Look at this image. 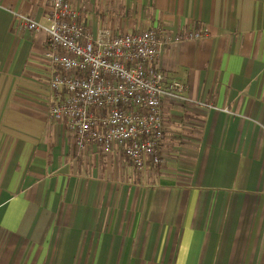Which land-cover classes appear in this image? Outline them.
I'll return each mask as SVG.
<instances>
[{
  "label": "crops",
  "instance_id": "obj_1",
  "mask_svg": "<svg viewBox=\"0 0 264 264\" xmlns=\"http://www.w3.org/2000/svg\"><path fill=\"white\" fill-rule=\"evenodd\" d=\"M93 30L209 35L156 61L161 162L79 151L48 117L52 0H0V264H264V0H70Z\"/></svg>",
  "mask_w": 264,
  "mask_h": 264
},
{
  "label": "built area",
  "instance_id": "obj_2",
  "mask_svg": "<svg viewBox=\"0 0 264 264\" xmlns=\"http://www.w3.org/2000/svg\"><path fill=\"white\" fill-rule=\"evenodd\" d=\"M49 23L16 12L27 30L47 32L48 117L64 120L79 151L96 145L106 153H123L137 168L161 162L164 136L162 102L181 100L186 84L167 81L156 64L164 46L209 35L205 27L165 32L145 27L115 33L90 28L70 0H52Z\"/></svg>",
  "mask_w": 264,
  "mask_h": 264
}]
</instances>
